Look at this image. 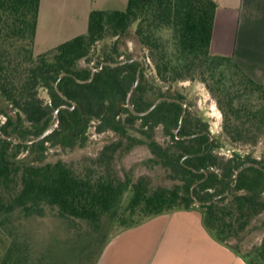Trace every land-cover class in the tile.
<instances>
[{"label": "trees", "instance_id": "obj_1", "mask_svg": "<svg viewBox=\"0 0 264 264\" xmlns=\"http://www.w3.org/2000/svg\"><path fill=\"white\" fill-rule=\"evenodd\" d=\"M40 3L0 0V96L10 108L0 109L5 118L0 122V264H31L26 245L7 234L16 214L42 217L48 206L98 230L107 215L118 217L128 191L132 196L126 210L143 221L126 228L161 214L198 209L209 233L228 246L264 213V158L238 151L221 156L216 152L220 141L208 124L194 116L183 94L171 90L180 82L200 81L223 111V136L245 145H256L264 136V85L233 56L211 51L215 0H128L125 10H93L85 34L36 55ZM129 39L143 51L142 61L124 54ZM108 40L112 43L102 48L101 62L92 68L95 46ZM148 63L154 68L152 78L146 74ZM41 89L48 99L41 97ZM129 95L139 113L163 97L181 103L164 101L137 116L127 106ZM93 121L98 133L113 132L119 141L107 144L82 169L61 160L46 162L50 147H83ZM137 121L142 138L130 133ZM159 126L170 137L166 145L154 137ZM124 139L126 150L147 145L150 162L179 183L153 188L147 176L137 181L130 174L122 177L114 160ZM256 254L264 258V242Z\"/></svg>", "mask_w": 264, "mask_h": 264}, {"label": "rangeland", "instance_id": "obj_2", "mask_svg": "<svg viewBox=\"0 0 264 264\" xmlns=\"http://www.w3.org/2000/svg\"><path fill=\"white\" fill-rule=\"evenodd\" d=\"M44 24L45 22H43L41 29L42 33L39 34L40 40L34 47L36 55L63 43L50 33L48 35ZM111 43L112 40H108L95 46L90 56V66L92 68L95 64L101 62L102 48L109 46ZM122 50L126 56L131 55L136 60H143V51L137 48L130 39L127 41V46H124ZM86 65L87 62L83 61V66ZM154 73V68L148 63L146 74L149 78H152ZM166 89L167 85L164 87V90ZM171 90L183 94L194 116L201 118L208 124L212 137L220 141L221 147L216 149V152L221 156L229 158L234 151H238L243 155L250 154L256 159L264 158V136L256 145L232 143L223 136V111L204 83L197 80L184 81L171 86ZM40 95L45 100L48 99V94L44 89L40 90ZM154 96L153 93L149 94L151 99ZM0 109H10L1 96ZM124 117L125 115H122V118ZM4 120L5 118L0 115V122ZM96 125L97 121H93L89 125L86 132L87 141L83 147H50L46 153V162L54 163L61 160L82 169L85 165L90 164V160L98 158L107 144L119 141V136L113 132L98 133ZM140 127L141 122L137 121L130 133L133 136L142 138L143 135L139 131ZM154 137L162 145H166L170 140V137L165 134L163 126L156 128ZM127 145L128 140L124 139L123 147L117 152L114 160V167L122 177L125 174H130L133 180L137 181L139 177L147 176L150 178L153 188L159 186L171 188L179 183V181L169 178V172L163 166L150 162L153 155L147 145L138 144L134 145L131 150H126ZM26 153L27 151H25ZM131 196V191L124 194L117 209L118 217L114 218L107 215L98 230H94L85 221L62 217L56 208L47 206L45 215L42 217H24L16 214L13 224L6 233L11 234L12 239L14 237L19 238L26 245L31 264H99L105 246L115 239L121 231L127 229L126 225H135L143 221L142 216L138 214L130 217L129 211L126 210ZM124 221L126 224H124ZM263 242L264 213L255 218L243 233L228 240L226 244L239 251L241 256L253 260L254 263L264 264V258L259 259L256 254Z\"/></svg>", "mask_w": 264, "mask_h": 264}, {"label": "crops", "instance_id": "obj_3", "mask_svg": "<svg viewBox=\"0 0 264 264\" xmlns=\"http://www.w3.org/2000/svg\"><path fill=\"white\" fill-rule=\"evenodd\" d=\"M211 51L233 56L264 85V0H215ZM128 0H41L35 46L45 31L70 40L85 34L93 10H125ZM51 32H50V31ZM50 50V49H49ZM46 52V51H45ZM99 264H249L216 240L198 209L151 217L121 231L104 248Z\"/></svg>", "mask_w": 264, "mask_h": 264}, {"label": "water", "instance_id": "obj_4", "mask_svg": "<svg viewBox=\"0 0 264 264\" xmlns=\"http://www.w3.org/2000/svg\"><path fill=\"white\" fill-rule=\"evenodd\" d=\"M117 65H119V64H117ZM94 72H95V70L93 69L92 77H94ZM89 81H90V80H88V81H86V82H89ZM79 82H85V81H80V80H79ZM58 91H59V89H58ZM59 93H60L62 96H64L63 93H62L61 91H59ZM130 96H131V95H129V97H128V105H127V106H128V108H129V109H130L135 115H137V116H144V115L149 114V113L152 112L155 108H157L158 105H160V104H161L162 102H164V101L181 103V101H180L179 99H172V98H166V97H163V98L158 99V100L153 104V106H152L149 110H147V111H145V112H142V113H139V112H136L135 109H134V107L130 104ZM184 115H185V111L183 112V114H182V116H181L180 127H181V125H182V123H183ZM55 117H56L57 119L59 118V110L56 111V113H55ZM56 126H57V122L55 123L54 126H52L49 130H47L42 136H40L39 139H42V138L46 137L47 135H49V134L53 131V129H54ZM175 133L177 134V133H178V130H176ZM249 165H250V166H256L257 168H261L260 165H258V164L250 163ZM244 167H245V166H243L240 170H238L236 177H238L240 171H241L242 169H244Z\"/></svg>", "mask_w": 264, "mask_h": 264}]
</instances>
